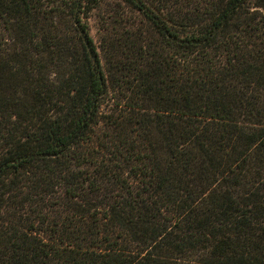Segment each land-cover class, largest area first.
<instances>
[{
	"label": "trees",
	"instance_id": "1",
	"mask_svg": "<svg viewBox=\"0 0 264 264\" xmlns=\"http://www.w3.org/2000/svg\"><path fill=\"white\" fill-rule=\"evenodd\" d=\"M0 264H264V0H0Z\"/></svg>",
	"mask_w": 264,
	"mask_h": 264
},
{
	"label": "rangeland",
	"instance_id": "2",
	"mask_svg": "<svg viewBox=\"0 0 264 264\" xmlns=\"http://www.w3.org/2000/svg\"><path fill=\"white\" fill-rule=\"evenodd\" d=\"M90 33H91L95 43L97 45H99V43H100V41H99L100 35H99V33H98L97 29H96V26L92 22H90Z\"/></svg>",
	"mask_w": 264,
	"mask_h": 264
}]
</instances>
